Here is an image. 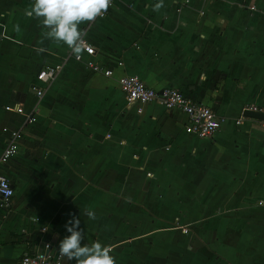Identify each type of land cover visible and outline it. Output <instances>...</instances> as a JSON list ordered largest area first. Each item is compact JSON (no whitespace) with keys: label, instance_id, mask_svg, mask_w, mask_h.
<instances>
[{"label":"crops","instance_id":"obj_1","mask_svg":"<svg viewBox=\"0 0 264 264\" xmlns=\"http://www.w3.org/2000/svg\"><path fill=\"white\" fill-rule=\"evenodd\" d=\"M159 2L114 0L80 25L105 77L44 39L25 15L33 0H0V152L3 130L20 134L0 169L13 189L0 264L43 241L58 248L69 213L82 244L111 246L116 264H264V132L242 116L264 107V0H163L154 11ZM52 65L61 68L37 99L29 85ZM125 75L207 106L219 130L196 139L180 112L128 105Z\"/></svg>","mask_w":264,"mask_h":264},{"label":"built area","instance_id":"obj_2","mask_svg":"<svg viewBox=\"0 0 264 264\" xmlns=\"http://www.w3.org/2000/svg\"><path fill=\"white\" fill-rule=\"evenodd\" d=\"M113 1L114 0H112V4ZM65 53V60L81 63L86 69L94 73H100L105 77L111 75V70L103 69L93 62L92 57L95 54V50L87 41L84 51L79 56L74 55L67 46ZM60 68L61 65L45 66L36 72L33 82L29 85V91L35 98H41L45 88L53 82ZM118 86L128 105L138 104L143 106L156 103L165 111L175 110L180 112L185 118L182 128L184 134L196 139L210 138L219 130L224 120L222 117L216 115L210 108L191 100L179 90L162 89L155 91L145 86L135 75L120 77L118 79ZM244 110L262 115L261 120L254 121L259 124L264 132V107L248 106L245 107ZM17 111L20 112V109H17ZM139 112L140 110L138 109L137 113ZM33 120L34 119L28 116L26 117L27 122H32ZM234 124L238 125L239 120H235ZM3 132H5L6 138L0 152V169L16 154L17 143L20 136L19 131L8 132L3 130ZM12 196L13 189L9 181L0 171V209L6 210L10 208ZM182 232L186 233L185 230H182ZM19 264H62V257H60L58 253V248L53 247L50 241H43L40 243L38 250L29 254H23L19 259Z\"/></svg>","mask_w":264,"mask_h":264},{"label":"clouds","instance_id":"obj_3","mask_svg":"<svg viewBox=\"0 0 264 264\" xmlns=\"http://www.w3.org/2000/svg\"><path fill=\"white\" fill-rule=\"evenodd\" d=\"M111 4L112 0H33L25 15L41 21L42 26L47 29L44 39L65 45L74 55L79 56L85 49L87 35L80 25L103 17ZM161 7L163 0L153 10L158 11ZM39 51L43 52L45 49L40 48ZM84 214L90 220L96 219L93 211L86 210ZM69 216L71 219L64 225L68 235L58 245L60 257L69 264L72 261L75 264H116L115 257L110 254L111 246L103 245L99 241L91 245L82 244L85 234L80 227V218L71 213Z\"/></svg>","mask_w":264,"mask_h":264},{"label":"water","instance_id":"obj_4","mask_svg":"<svg viewBox=\"0 0 264 264\" xmlns=\"http://www.w3.org/2000/svg\"><path fill=\"white\" fill-rule=\"evenodd\" d=\"M242 116L244 118L253 119V120H261L262 119V115L261 114L252 113V112H249V111H246V110L242 112Z\"/></svg>","mask_w":264,"mask_h":264},{"label":"rangeland","instance_id":"obj_5","mask_svg":"<svg viewBox=\"0 0 264 264\" xmlns=\"http://www.w3.org/2000/svg\"><path fill=\"white\" fill-rule=\"evenodd\" d=\"M146 176H149V174H146Z\"/></svg>","mask_w":264,"mask_h":264}]
</instances>
